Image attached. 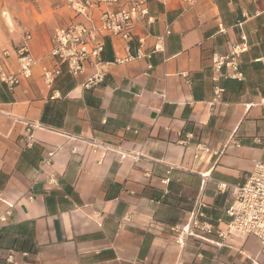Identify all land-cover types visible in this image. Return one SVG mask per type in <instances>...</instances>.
<instances>
[{"label":"crops","instance_id":"obj_1","mask_svg":"<svg viewBox=\"0 0 264 264\" xmlns=\"http://www.w3.org/2000/svg\"><path fill=\"white\" fill-rule=\"evenodd\" d=\"M65 7L0 27L5 70H17L25 33L36 61L13 88L0 81V264H12L9 254L14 264H264L252 234L179 245L171 230L198 199L224 229L233 197L218 184H242L264 162V0H201L185 11L178 0L150 1L149 31L169 30L163 51L114 63L123 43L106 38L101 82L86 87V67L49 88L41 67L53 63V31L81 21ZM241 35L242 78L214 79L211 54ZM129 45L134 53L136 36ZM24 120L40 124L29 145Z\"/></svg>","mask_w":264,"mask_h":264},{"label":"built area","instance_id":"obj_2","mask_svg":"<svg viewBox=\"0 0 264 264\" xmlns=\"http://www.w3.org/2000/svg\"><path fill=\"white\" fill-rule=\"evenodd\" d=\"M150 1L164 0H66L74 16L80 17L81 21H72L54 29L48 53L53 63L41 67V77L45 85L52 88L55 79L63 71L76 77L83 74L86 67H91L93 72L87 77L84 85L91 87L101 82L106 74L104 65L108 63L101 59L106 38L117 37L123 43L125 55L116 56L114 63H130L140 58L149 59L153 54L163 51L164 38L169 30L166 29L160 34H152L149 31L150 25L154 22V16L149 9ZM178 1L181 3L182 11H185L201 0ZM134 36L137 38V45L134 53H131L129 41ZM30 38L29 33L23 34L15 47L17 59L15 72L5 70L0 63V81L10 89L18 84L21 78L27 79L32 75L36 61L29 51ZM240 38L239 42L231 45L228 52L211 54L214 79L242 78L238 65L241 55L248 50V43L244 35ZM8 54L7 50L2 52L3 56ZM221 90L218 87L215 89L217 93ZM51 97H55V90ZM24 122L25 140L29 145L32 141L33 128L40 124L29 120ZM201 150L203 146L197 144L195 158L199 156ZM118 153L121 158L128 154L122 151ZM204 174L202 176L205 179ZM164 181L166 182L167 178ZM218 189L220 191L228 189L233 197L232 204L225 210L228 218L226 227L224 229L215 227L205 212L206 204L198 199L190 209L188 217L179 225L171 227L175 241L183 245L189 238L211 241L209 235L213 233L222 239L231 235L252 234L264 244V162L256 161L242 184L231 185L221 182ZM6 259L7 262L14 264L12 254L7 255Z\"/></svg>","mask_w":264,"mask_h":264},{"label":"rangeland","instance_id":"obj_3","mask_svg":"<svg viewBox=\"0 0 264 264\" xmlns=\"http://www.w3.org/2000/svg\"><path fill=\"white\" fill-rule=\"evenodd\" d=\"M65 0H0V27L10 25L23 28L31 19L56 17L64 13Z\"/></svg>","mask_w":264,"mask_h":264}]
</instances>
